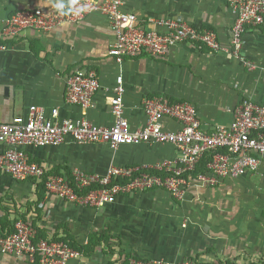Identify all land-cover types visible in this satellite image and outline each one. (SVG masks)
Instances as JSON below:
<instances>
[{
  "label": "crops",
  "instance_id": "0c3cea01",
  "mask_svg": "<svg viewBox=\"0 0 264 264\" xmlns=\"http://www.w3.org/2000/svg\"><path fill=\"white\" fill-rule=\"evenodd\" d=\"M69 1L0 0V28L17 9L34 6L50 10L57 2ZM123 8L150 26L160 19H179L207 27L224 47L231 48L233 16L225 0H123ZM112 39L107 21L93 14L79 24L63 25L50 33L26 32L11 41V49L0 52V123L37 106L47 115L57 109L60 119L86 117L98 125H111L113 117L104 104V91L95 96L94 106L87 110L64 102L66 78L77 69L87 68L95 70L103 88L112 89L115 79L122 77L124 114L132 128L145 122L139 108L143 98L163 96L190 102L206 132L228 126L234 107L243 99L264 106V23L247 31L239 57L184 43L172 48L164 59L141 56L117 63L107 54ZM163 125L166 130L176 129L169 120ZM2 150L0 146V154ZM29 155L47 174L81 170L105 176L111 166L153 167L172 162L175 150L169 145L147 144L112 150L104 144L67 141L31 150ZM252 177L264 180V174L246 175L225 180L217 188L229 196L234 183L245 186ZM38 184L32 180L16 182L0 174V226L19 218L33 224L46 238L66 236L83 246L80 257L67 264H128L129 257L168 261L195 258L198 262L264 259V223L254 235H239L234 222L218 218L206 221L200 198L208 192L195 184L182 202L164 190H152L122 195L98 209L68 203ZM20 260L16 263L0 256V264H30Z\"/></svg>",
  "mask_w": 264,
  "mask_h": 264
},
{
  "label": "built area",
  "instance_id": "2783aa9c",
  "mask_svg": "<svg viewBox=\"0 0 264 264\" xmlns=\"http://www.w3.org/2000/svg\"><path fill=\"white\" fill-rule=\"evenodd\" d=\"M225 4L233 16L230 49L221 44L212 29L183 20L160 19L150 26L134 13L125 11L123 0H71L60 10L54 6L50 10L26 6L13 11L0 28V52L11 49L10 42L26 32L50 33L63 25L79 24L96 14L107 21L112 32V44L107 54L117 63L141 56L164 59L172 48L184 43L239 57L247 31L264 23V0H225ZM100 91H104V104L113 117L109 126L95 124L86 117L60 119L57 109L47 115L37 106H30L26 114L14 117L10 122L0 123V146L3 149L0 174L16 182L32 180L40 183L45 178L44 189L48 194L90 208L112 204L122 195L152 190H164L177 202L183 200L191 184L213 188L225 180L264 174L263 105L243 99L234 107L232 122L228 126L206 132L190 102L163 96L143 98L139 108L145 122L132 128L124 114L122 77L115 79L112 89L103 88L92 68L77 69L66 78L64 102L87 110L94 106V98ZM165 120L174 123L176 129L166 130ZM67 141L78 145L104 144L112 150L143 144L169 145L175 150V158L153 167L111 166L105 176L75 170L71 177L78 190L98 186L84 196H77L66 175H47L43 166L29 155L31 150L60 146ZM205 159L204 171L195 174ZM111 180L123 183L107 187ZM63 238L38 237L30 222L17 218L10 232L0 233V253L24 258L30 264H67L81 254ZM230 262L264 264V259L240 258ZM132 264H197V261H135Z\"/></svg>",
  "mask_w": 264,
  "mask_h": 264
},
{
  "label": "rangeland",
  "instance_id": "374dc122",
  "mask_svg": "<svg viewBox=\"0 0 264 264\" xmlns=\"http://www.w3.org/2000/svg\"><path fill=\"white\" fill-rule=\"evenodd\" d=\"M249 182L250 183L245 186L243 184L234 183V186L232 187V189H230L229 196L228 194L224 195L217 187H202V189H206L208 192L207 195H202V197L200 198V203L202 204V217H204L206 221L210 222H212L215 218H218L220 221L225 223H228L229 221L234 222L236 233L239 235L242 233L253 235L258 233L260 230V223H264V180L260 177H252L250 178ZM223 200L224 203L222 202ZM226 200L230 201V206H227ZM218 203L221 204L219 207ZM91 208L98 209L94 207ZM0 256L4 259L6 258L8 261L15 259L14 262L16 263L21 261L20 258L14 257L12 255L0 253ZM157 260L176 263H193L195 260L197 261V259L195 258H186L180 261H168L166 259L143 260L136 257H129L128 264H132V262L135 261L147 262ZM205 261L208 260L199 262L197 261V264H214L220 261L227 260L213 259L209 262Z\"/></svg>",
  "mask_w": 264,
  "mask_h": 264
},
{
  "label": "trees",
  "instance_id": "16d2710c",
  "mask_svg": "<svg viewBox=\"0 0 264 264\" xmlns=\"http://www.w3.org/2000/svg\"><path fill=\"white\" fill-rule=\"evenodd\" d=\"M206 160L207 159L202 160L200 162V165L197 167L195 174L198 173V172H203L204 171L205 165H206ZM144 171H148V170H144ZM47 175H58V174L54 172V174L49 173ZM65 175H66L68 181L70 182V184H71V186L73 188L74 193L77 196H84L88 192V190L94 189V188H98V186H93V187L88 188V189L78 190L74 186V184H73V179L71 177V172H67ZM44 181H45V178H43L42 181L38 184L40 188H43L44 189ZM119 183L122 184L123 181H120V180H111V183L107 187H109L111 185H114V184H119ZM12 223L13 222H10L6 226H4V227H1L0 226V233H4L6 231L10 232L11 229H12ZM32 226L36 229L37 236L38 237L46 238V236L39 229H37V227H35L33 224H32ZM54 238H56V237H54ZM62 240L65 241L70 247H72L73 249L77 250L80 254H82L84 252V250H85V248L83 246L75 243L73 240L69 239L66 236ZM227 264H232V263L230 261H228Z\"/></svg>",
  "mask_w": 264,
  "mask_h": 264
},
{
  "label": "clouds",
  "instance_id": "9594fccd",
  "mask_svg": "<svg viewBox=\"0 0 264 264\" xmlns=\"http://www.w3.org/2000/svg\"><path fill=\"white\" fill-rule=\"evenodd\" d=\"M55 8L58 10L63 9L65 7L63 2H57L56 4L53 5Z\"/></svg>",
  "mask_w": 264,
  "mask_h": 264
}]
</instances>
